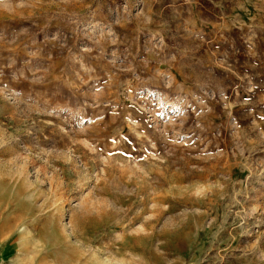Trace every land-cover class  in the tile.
Segmentation results:
<instances>
[{
	"label": "rangeland",
	"instance_id": "rangeland-1",
	"mask_svg": "<svg viewBox=\"0 0 264 264\" xmlns=\"http://www.w3.org/2000/svg\"><path fill=\"white\" fill-rule=\"evenodd\" d=\"M0 264H264V0H0Z\"/></svg>",
	"mask_w": 264,
	"mask_h": 264
}]
</instances>
